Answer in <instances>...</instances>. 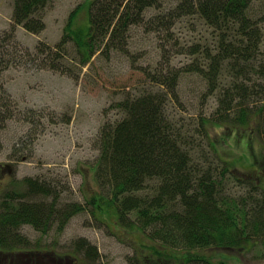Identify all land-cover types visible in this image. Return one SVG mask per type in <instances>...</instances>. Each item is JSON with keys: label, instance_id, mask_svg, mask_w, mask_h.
Listing matches in <instances>:
<instances>
[{"label": "trees", "instance_id": "16d2710c", "mask_svg": "<svg viewBox=\"0 0 264 264\" xmlns=\"http://www.w3.org/2000/svg\"><path fill=\"white\" fill-rule=\"evenodd\" d=\"M259 2L264 0H181L168 17H160L169 33L170 21L198 16L211 30V41L205 47L193 44L185 49L198 56L189 67L179 71L164 67L162 75L159 70L149 76L161 90H147L117 104L122 117L100 131L96 177L102 194L100 204L92 207L99 214L111 211L120 227L139 229L155 245L156 254L162 248L180 252L183 264H213L206 254H195L210 249L240 252L260 246L264 250L263 183L218 155L208 129L209 124L252 127L264 146V11H252ZM47 4L48 0H16L18 27L43 32L40 12ZM159 5L160 0H93L87 33L80 31L74 38L65 34L53 47L39 43L28 56L38 68L58 70L68 37L77 39L86 66L102 44L105 49H121L128 29L143 22L147 9H160ZM10 50V39L0 35V68L9 66ZM201 62L210 64V69H201L207 79L221 69H231L234 80L212 117L184 122L169 108L167 95L176 92L183 73H199ZM3 94L0 109L6 110L5 101L11 97L6 91ZM6 117L5 111L0 113V128ZM4 167L0 165V172ZM21 185V190H3L0 195V254L27 252L32 258L48 250H35L22 232L24 226L42 234L55 227L63 231L85 210L76 202L59 204L51 186L36 179L25 178ZM37 198L43 199L32 201ZM49 255L37 264H54ZM56 256L60 261L55 264H97L100 257L85 238L73 243L72 252Z\"/></svg>", "mask_w": 264, "mask_h": 264}, {"label": "rangeland", "instance_id": "374dc122", "mask_svg": "<svg viewBox=\"0 0 264 264\" xmlns=\"http://www.w3.org/2000/svg\"><path fill=\"white\" fill-rule=\"evenodd\" d=\"M92 1L48 0L40 12L45 29L34 34L16 24V0H0V35L10 39L13 52L9 66L0 68V99L5 98L4 91L11 97L5 101L9 109H0L1 115L5 111L7 116L0 128V165H5L0 172V195L3 190H21V181L32 178L51 186L56 197L50 200L54 198L61 205L76 202L85 210L74 216L63 231L55 227L42 234L24 226L22 232L32 247L48 251L34 253L32 258L27 252L0 254V264H37L46 253L55 264L59 260L56 255L72 252L73 243L80 238L97 248V264H156L155 260L183 264L180 252L162 248L161 254H156L155 245L139 229L120 227L111 211L105 209L99 214L92 207L100 204L102 194L96 177L97 142L104 124L122 117L117 104L147 90L159 92L161 88L149 76L157 75L159 70L162 75L164 67L171 71L189 67L198 56L185 53V49L193 44L205 47L211 41V30L194 16L170 21L167 33L160 24L164 18L160 17H168L181 0H160V9H147L143 22L128 29L121 49H105L102 44V50L84 66L77 39L66 37L59 69L38 68L28 55L39 43L53 47L65 34L74 38L80 31L87 33ZM252 11H264V2L256 3ZM204 67L210 69V64L201 62L199 73H183L176 92L167 95L169 108L184 122L212 117L226 88L233 83V70L221 69L207 79L201 75ZM208 129L216 153L238 171L262 181L264 187L261 136H256L252 127L209 124ZM195 254H206L213 264H264L260 246L240 252L210 249Z\"/></svg>", "mask_w": 264, "mask_h": 264}]
</instances>
